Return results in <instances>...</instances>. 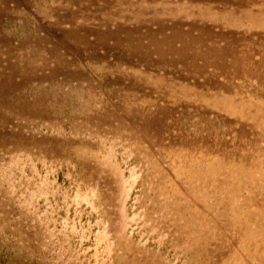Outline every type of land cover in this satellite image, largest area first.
<instances>
[{
    "label": "rangeland",
    "instance_id": "374dc122",
    "mask_svg": "<svg viewBox=\"0 0 264 264\" xmlns=\"http://www.w3.org/2000/svg\"><path fill=\"white\" fill-rule=\"evenodd\" d=\"M0 264H264V0H0Z\"/></svg>",
    "mask_w": 264,
    "mask_h": 264
},
{
    "label": "bare ground",
    "instance_id": "6f19581e",
    "mask_svg": "<svg viewBox=\"0 0 264 264\" xmlns=\"http://www.w3.org/2000/svg\"><path fill=\"white\" fill-rule=\"evenodd\" d=\"M163 10V9H162ZM156 16V15H155ZM171 16V15H170Z\"/></svg>",
    "mask_w": 264,
    "mask_h": 264
}]
</instances>
